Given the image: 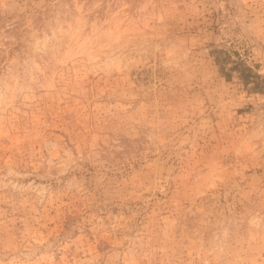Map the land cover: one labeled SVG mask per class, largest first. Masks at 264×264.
Here are the masks:
<instances>
[{
    "label": "rangeland",
    "instance_id": "obj_1",
    "mask_svg": "<svg viewBox=\"0 0 264 264\" xmlns=\"http://www.w3.org/2000/svg\"><path fill=\"white\" fill-rule=\"evenodd\" d=\"M0 264H264V0H0Z\"/></svg>",
    "mask_w": 264,
    "mask_h": 264
}]
</instances>
